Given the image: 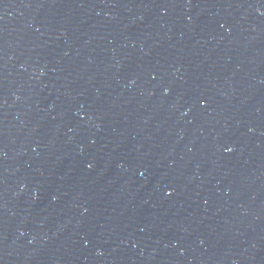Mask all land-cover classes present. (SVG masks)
Instances as JSON below:
<instances>
[{"label":"water","instance_id":"obj_1","mask_svg":"<svg viewBox=\"0 0 264 264\" xmlns=\"http://www.w3.org/2000/svg\"><path fill=\"white\" fill-rule=\"evenodd\" d=\"M0 264H264V0H0Z\"/></svg>","mask_w":264,"mask_h":264}]
</instances>
